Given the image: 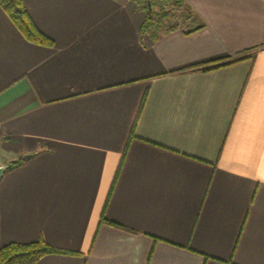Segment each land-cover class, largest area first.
<instances>
[{"label":"crops","instance_id":"obj_1","mask_svg":"<svg viewBox=\"0 0 264 264\" xmlns=\"http://www.w3.org/2000/svg\"><path fill=\"white\" fill-rule=\"evenodd\" d=\"M186 2L201 28L153 38L129 0H24L51 46L0 7V247L264 264V0Z\"/></svg>","mask_w":264,"mask_h":264},{"label":"trees","instance_id":"obj_2","mask_svg":"<svg viewBox=\"0 0 264 264\" xmlns=\"http://www.w3.org/2000/svg\"><path fill=\"white\" fill-rule=\"evenodd\" d=\"M129 1L133 2L138 10L145 14L141 34H149L151 37L156 38L160 34H165L175 29L186 28L188 29L186 33L189 34L201 28V25L196 23L197 20L186 0ZM0 7L28 41L44 46L53 44L52 40L42 34L34 25L24 0H0ZM172 23L177 24L173 25ZM144 102L145 98L141 103L140 111ZM136 124L137 119L131 132V138L134 137ZM22 161L24 160L20 159L10 163L8 169L21 165ZM102 222L123 229L120 225L103 218ZM53 254L77 255L76 252L54 247L45 240L40 239L35 242L10 243L0 247V264H36L41 258Z\"/></svg>","mask_w":264,"mask_h":264},{"label":"water","instance_id":"obj_3","mask_svg":"<svg viewBox=\"0 0 264 264\" xmlns=\"http://www.w3.org/2000/svg\"><path fill=\"white\" fill-rule=\"evenodd\" d=\"M30 157V155L23 156V160H27ZM6 169V167H0V176L2 175L3 171Z\"/></svg>","mask_w":264,"mask_h":264},{"label":"rangeland","instance_id":"obj_4","mask_svg":"<svg viewBox=\"0 0 264 264\" xmlns=\"http://www.w3.org/2000/svg\"><path fill=\"white\" fill-rule=\"evenodd\" d=\"M172 24L174 25V24H177V23H172Z\"/></svg>","mask_w":264,"mask_h":264}]
</instances>
